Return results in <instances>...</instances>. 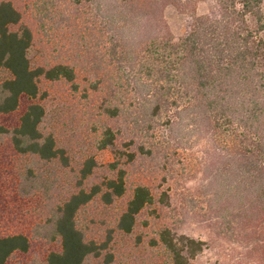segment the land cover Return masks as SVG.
<instances>
[{"label": "rangeland", "instance_id": "374dc122", "mask_svg": "<svg viewBox=\"0 0 264 264\" xmlns=\"http://www.w3.org/2000/svg\"><path fill=\"white\" fill-rule=\"evenodd\" d=\"M5 1L31 30L32 68L65 64L75 70L72 83L41 79L36 99L22 96L16 111L0 114V127L11 130L28 105H41L45 115L40 130L53 136L64 155L46 161L19 154L9 136L0 134V237L22 234L29 240V250L13 254L5 264H46L50 252L60 251L53 232L59 207L80 190L88 192L115 178L111 165L125 173L124 194L110 203L98 195L75 216L87 241L107 243L99 257H88L83 264H172L160 241L166 229L203 242L193 264H264L261 253L223 232L218 221L215 200L231 199L229 194L235 192L223 185L233 186L236 177L228 167L224 173L216 170L229 158L199 113L183 106L155 113L149 83L139 80L130 66L125 75L116 73L97 21L121 19L126 10L119 0H95L79 7L69 0ZM215 8L214 0H182L179 8L167 7L163 16L179 38L193 15H207ZM123 26L133 54L142 38L128 30V23ZM10 78L0 69V84ZM113 107L118 109L115 117L105 112ZM107 129L114 134V145L101 149ZM87 161L91 174L82 180ZM138 186L147 187L154 202L136 216L131 232L124 233L117 224ZM238 186L243 193V183ZM163 195L165 202L160 200Z\"/></svg>", "mask_w": 264, "mask_h": 264}, {"label": "trees", "instance_id": "16d2710c", "mask_svg": "<svg viewBox=\"0 0 264 264\" xmlns=\"http://www.w3.org/2000/svg\"><path fill=\"white\" fill-rule=\"evenodd\" d=\"M181 1L119 0L126 10L119 21H97L108 46L107 55L116 63L117 74L125 75L130 66L139 80L149 83L155 113L180 106L199 113L215 142L220 143L219 150L229 158L216 170L224 173L228 167L236 177L233 186L223 185L235 192L229 194L231 199L225 201L221 196L215 200L218 221L223 232L246 240L252 251L264 256V0H214V11L193 15L183 36L175 38L163 15L167 7L179 8ZM69 2L79 7L95 0ZM115 21L120 24L114 26ZM126 23L128 30L133 29L142 38L133 54L125 39ZM32 40L31 30L21 24V14L11 2L0 0V69L11 75L0 84V114L16 111L22 96L36 99L41 79L75 80V70L69 65L32 68L28 59ZM117 110L106 108L105 112L115 117ZM44 115V108L32 103L17 127H0V134L9 136L19 154L36 155L46 161L63 159V150L57 148L53 136L40 130ZM114 140L107 129L101 149L113 146ZM90 163L87 161L81 170L82 180L91 174ZM111 167L116 170L115 178L93 185L88 192L80 190L59 207L53 232L61 248L48 254L46 264H83L105 250L106 242L99 245L85 239L76 227L75 216L98 195L110 203L124 194L125 173L115 165ZM241 182L243 193L238 191ZM164 196L161 202H165ZM153 202L147 187H136L119 218L118 230L130 233L136 216ZM160 241L172 264H193L203 247V242L171 234L167 229L161 232ZM28 250L29 240L22 234L0 237V264Z\"/></svg>", "mask_w": 264, "mask_h": 264}]
</instances>
